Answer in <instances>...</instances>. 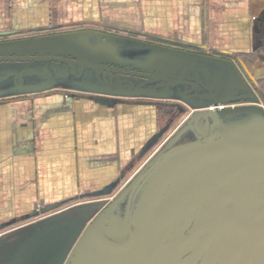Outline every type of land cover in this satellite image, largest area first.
I'll list each match as a JSON object with an SVG mask.
<instances>
[{
    "label": "crops",
    "instance_id": "0c3cea01",
    "mask_svg": "<svg viewBox=\"0 0 264 264\" xmlns=\"http://www.w3.org/2000/svg\"><path fill=\"white\" fill-rule=\"evenodd\" d=\"M182 11L191 12L190 35L174 32ZM97 29L264 75V0H0V43ZM160 104L54 89L0 98V263L43 224L40 215L109 198L134 177L171 128L157 129Z\"/></svg>",
    "mask_w": 264,
    "mask_h": 264
},
{
    "label": "flooded vegetation",
    "instance_id": "af4514ba",
    "mask_svg": "<svg viewBox=\"0 0 264 264\" xmlns=\"http://www.w3.org/2000/svg\"><path fill=\"white\" fill-rule=\"evenodd\" d=\"M196 54L232 61L241 74L243 82L236 86L232 98L223 91L216 92L219 102L225 103L222 108L219 107L222 109L219 123L211 130L216 120L214 101L193 96L214 94V91L200 89L202 84L197 78H194L198 84L193 92H189L190 86L179 85L177 87L182 89L174 88L168 99H157L161 102L160 108H168L166 124L172 126L179 116L188 113L184 122L156 148L113 201L110 198L95 200L44 216L43 224L26 240L48 224L65 220L75 223L46 233L34 248L26 251L18 264H223L225 255H214L213 251V257H210L211 248L217 246L219 250L224 249L217 241L213 244V239L216 234L237 233L239 241L232 247L233 255L229 261L236 264L242 245L260 238L263 242V236L247 229H264V75L257 77L250 70L246 71L236 59L203 52ZM94 76L90 87H105L107 92L115 91L119 83L121 93L128 92L130 86L127 80H132L136 86L147 81L146 78L112 73V77L100 75L103 79L101 83L96 73ZM33 80L25 79L23 86L39 83ZM17 83L19 85L20 80ZM184 93L186 97H183ZM89 95L96 100L113 103L126 98L98 92ZM230 106H236L237 114L234 111L224 114ZM199 116L195 127L194 120ZM225 138L235 143L236 149L233 150ZM190 143L192 145L163 158L135 191L132 204L137 193L139 200L134 211L131 204L127 219L133 234L132 241L128 242L130 233L124 231L126 240L122 250L110 252L103 249L92 236V230L96 228L105 233L106 220L110 215L125 216L132 182L153 159L176 146ZM225 150L229 152L203 160L209 154ZM147 204L149 210L146 217L144 209ZM110 205L112 207L109 208ZM216 228L218 230L209 237ZM23 242L0 264L10 261ZM246 249L242 259H245L244 264H249Z\"/></svg>",
    "mask_w": 264,
    "mask_h": 264
},
{
    "label": "rangeland",
    "instance_id": "374dc122",
    "mask_svg": "<svg viewBox=\"0 0 264 264\" xmlns=\"http://www.w3.org/2000/svg\"><path fill=\"white\" fill-rule=\"evenodd\" d=\"M182 13L183 15L179 14V17L183 16V20H178L180 24L175 25L174 29H176V31L174 32L180 33L181 31L190 35L193 32L195 25H193L190 20L188 21L185 19L186 16L191 15V12L182 11ZM184 21H187V23L185 22L183 24ZM122 37H125L126 39ZM122 37L109 34L108 32L99 29L87 30L85 32L58 34L47 38L31 39L29 40V43L23 46V49L0 51V56L8 54L17 55L32 51V53L35 55L46 54L62 59L83 60L89 63H98L114 68L132 69L135 71L149 70L165 74L169 73L189 80L198 78L202 84L200 89H207L214 92L223 91L227 93V95L230 93V91H232L230 88L235 86V80L229 76L225 66L209 61L181 58L175 54L164 52V50L159 51L155 49L156 46L154 45L156 44L158 46V43L145 41L144 38L143 41H139L132 36L129 37L124 35ZM31 45L34 46L31 47ZM163 48L171 49L170 46ZM57 67L61 71L63 70L64 65L57 62ZM25 69L32 72L44 71V61H0V98H10L16 96L20 97L29 93H37L36 91L32 92L26 89H19L15 85L13 74L19 73ZM77 73H80L79 69ZM94 74V70L90 69L89 67H85L81 77L71 74L69 77L61 80L56 75H54L52 78H49L45 81V88H51L50 90L54 89L77 97L89 95L90 93L88 94L85 92L89 91L85 85L89 81L92 82L95 79ZM25 78L26 80L34 78L33 81L36 82L42 81L36 76L29 77L25 75ZM176 89L181 90L182 87H177ZM240 107H243V105ZM234 108H236V106H230L226 108L224 114L228 115L233 111L237 114V111H235ZM167 112L168 108L163 109L161 107L158 109L157 129L162 128L167 123ZM187 114L188 113H185L175 120V123L171 126L168 133H166L160 140L158 146L165 142L172 135L175 129H177L184 122L185 118L188 116ZM154 151L155 149L152 151V153ZM123 189L125 190V186L120 185V187L116 188L114 193L110 195L109 198L113 201L115 197H118L122 193ZM137 195L135 200H133L132 211H134L136 208L137 201L139 200V196L137 197ZM110 207H112V205H110L109 208ZM144 210V214L147 217V211L149 210L148 204ZM42 218H44V216L40 215L37 220H42ZM261 240L262 239L260 238L258 241L255 240L256 242L253 241L251 243L247 241L246 245H242V248L240 247L238 252L239 256L236 258V264L245 263V259L242 258L245 256L243 253L246 247H248L247 244L250 245L246 249V251H248L247 260L250 258V261L248 260L250 262L249 264H264V253L262 254V250L261 253L256 252L257 250H255L258 249L256 247L257 242H259V247L262 246L264 240L263 242ZM216 241L221 243V245L224 246V249L219 250L217 249V246H215L214 249L211 248L210 257H213V251H215L214 255L221 253L220 255H225L224 263L230 264L229 261H231V257L233 255L232 247L235 245V243H237V241H239V234H216L213 239V244ZM253 258L255 259L252 260Z\"/></svg>",
    "mask_w": 264,
    "mask_h": 264
},
{
    "label": "water",
    "instance_id": "95a60500",
    "mask_svg": "<svg viewBox=\"0 0 264 264\" xmlns=\"http://www.w3.org/2000/svg\"><path fill=\"white\" fill-rule=\"evenodd\" d=\"M29 43V42H28ZM27 43L25 41L22 42H6V43H0V51H4V50H14V49H18L21 50L23 49ZM34 45H31V47H33ZM21 48V49H20ZM155 49L162 51L164 50V52L167 53H171V54H175L181 58H185V59H192V60H202V61H209V62H214L217 63L218 65H222L225 66V68L227 69V72L229 74V76L231 78H233L235 80V86L231 87L230 89L232 91H230V93L227 95L230 98H232L234 93V90L236 89V86L239 85L240 83H242V77L241 74L239 73L237 67L235 66V64L232 61H228V60H223V59H218V58H214V57H210V56H206V55H201V54H194L185 50H179V49H166V48H160V47H155ZM44 61V71H28L27 69L20 71L19 73L13 74L14 77V81H15V85L19 88V89H26L32 92H39V91H43L45 89H51V88H45V81L48 80L49 78H52L54 75H56L58 78H60L61 80L69 77L71 74L76 75L77 77H81L85 67H89L90 69L94 70V72L96 73V78L99 82H103V79H101L99 76L103 75L104 78H106V75H109L110 77H112V73H116V74H123V75H129L131 77H139V78H146L147 81L142 83V84H138L137 86L135 85V83L132 80H127L128 84H129V90L126 93H121L119 85L117 86V89L115 91L110 90V92H107L105 87H101L98 88L95 86L94 87H90V84L92 82H88L86 83L85 86H87L88 88V92L90 93H102V94H110L113 96H122V97H126V98H136V97H142V98H151V99H168L169 97L172 96L173 90L174 88H176L179 85H186V86H190L191 90L189 91L190 93L193 92L195 90L196 85L198 84V80H189V79H184L180 76H175L169 73H158V72H153V71H135L132 69H123V68H114V67H109L103 64H98V63H89L87 61H83V60H69V59H62V58H57V57H53L51 55H46V54H40V55H35L32 53V51L28 52V53H21V54H17V55H4V56H0V61ZM57 62L62 63V65H64L63 70H59V68L57 67ZM240 64L244 67V69L246 71L247 67L246 65L240 61ZM78 69L80 70V73L78 74ZM104 73V74H103ZM25 75L32 77V76H36L39 79H41L42 81L35 84V85H31V86H23L24 85V81H25ZM9 77V76H8ZM6 77V78H8ZM20 80V84L18 85L17 81ZM85 84V83H84ZM107 88H109V86L107 85ZM161 90V91H160ZM23 92V91H20ZM217 93L214 92L213 93H204V94H196L193 96H196L198 98H202V99H208L213 102V105L215 107V115H216V120L212 125L211 130H213V128L219 123V120L221 118V111L222 109H220L219 107L222 106L223 104H225L223 101L219 102V98L218 95H216ZM183 97H186V93H184ZM100 103H107V104H111L112 102L110 101H106V100H98ZM212 108V107H210ZM201 116L197 117L194 120V126H197V122L198 119ZM205 119H207V116H203ZM208 120V119H207ZM160 137V136H159ZM224 137V136H223ZM212 140H210L209 142H211ZM225 141L227 143H229L230 146H232L233 150L236 149V145L235 143H233L229 138H225ZM200 142V141H198ZM197 143V142H196ZM192 145V143L190 144H184V145H180V146H176L172 149H170L169 151H167L166 153L160 155L159 157L153 159L149 165H147V167L134 179V181L132 182L131 185V190H130V194H129V199H128V203H127V208H126V212H125V216L123 218H119L116 215H110V218L106 220L107 223V227H106V231L105 233H102L100 231H98L96 228H94L91 232L92 236L97 240V242L100 244V246L108 251H113V250H122L125 245V237H124V231H128L130 233V237H129V241H132L133 238V234L131 232V229L128 226V216H129V212H130V208H131V204H132V199H133V195L135 193V191L137 190V188L139 187L140 183L145 179V177L158 165V163L165 158L166 156H168L170 153L182 149V148H186L188 146ZM229 151H217L214 152L212 154H209L207 157H205L203 160L206 159H213L216 157H219L221 155H224L226 153H228ZM215 160V159H214ZM75 223V221L73 220H65V221H59L56 223H52V224H48L46 226L41 227L39 230L36 231V233L28 240H26L25 242H23L21 244V246L19 247L16 255L8 262L4 263V264H18L20 263L19 261L25 256L26 251L32 247L34 248L35 245L42 240V237L50 232L51 230L61 227V226H66V225H73ZM228 230H230L231 228H226ZM218 230L213 229L210 234L209 237L216 231ZM246 230V229H243ZM248 231H253L255 233H257L258 235H261L264 237V229L261 228H255V229H247ZM264 243V242H263ZM264 244H262L261 247H259L257 249L256 252H260L262 250V254L264 253ZM32 256H30L31 259ZM28 264V263H27Z\"/></svg>",
    "mask_w": 264,
    "mask_h": 264
},
{
    "label": "bare ground",
    "instance_id": "6f19581e",
    "mask_svg": "<svg viewBox=\"0 0 264 264\" xmlns=\"http://www.w3.org/2000/svg\"><path fill=\"white\" fill-rule=\"evenodd\" d=\"M222 108V107H221Z\"/></svg>",
    "mask_w": 264,
    "mask_h": 264
}]
</instances>
